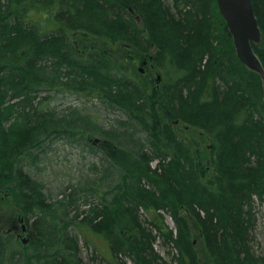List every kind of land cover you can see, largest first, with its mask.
Listing matches in <instances>:
<instances>
[{
	"label": "trees",
	"instance_id": "obj_1",
	"mask_svg": "<svg viewBox=\"0 0 264 264\" xmlns=\"http://www.w3.org/2000/svg\"><path fill=\"white\" fill-rule=\"evenodd\" d=\"M253 4L261 40L252 46L264 66V0ZM30 12L44 14L35 21ZM79 37L98 45L84 55ZM107 46L150 56L166 78L163 92H152L126 61L109 57ZM55 88L106 98L143 126L145 143L120 150L126 158L119 159L116 129L98 127L76 109L57 118L34 106L40 92ZM81 116L89 120L88 135L104 140L102 180L117 167L121 183L119 192H104L113 194L111 201L70 219L76 190L67 203L51 201L19 159L38 163L34 150L54 133L76 137ZM177 121L210 138V170L178 139ZM0 183L26 225L34 219L26 246L33 254L17 252L15 233L0 229V264H16L19 255L26 264H93L68 231L75 224L82 236L87 231L108 243V264H128L122 256L135 264L163 263L158 238L175 248L177 264H264L252 239L254 204L264 202V89L259 74L238 58L217 0H0ZM141 210L151 220L143 222ZM84 239L94 244L87 234Z\"/></svg>",
	"mask_w": 264,
	"mask_h": 264
},
{
	"label": "rangeland",
	"instance_id": "obj_2",
	"mask_svg": "<svg viewBox=\"0 0 264 264\" xmlns=\"http://www.w3.org/2000/svg\"><path fill=\"white\" fill-rule=\"evenodd\" d=\"M37 13L30 12V18L35 21L42 18L44 13ZM96 43L98 42L94 38L85 39L79 37L77 48H79V52L84 53L91 46H97L98 44ZM106 51L109 57L126 61L132 73L138 74L141 79L150 83L152 92H163L166 78L156 68L149 56L125 47L112 48L107 46ZM61 81L66 82L67 79L64 77ZM88 94V91L75 92L63 88L50 89L37 95L34 100V106L44 109L45 112L51 111L55 113L57 118L68 117L72 110L76 109L82 116H88L94 120L98 127H103L106 130L116 129L120 134L117 145V156L120 157L119 159L126 158L121 151L130 149L136 151V146L139 147L140 144L145 143L148 134L140 123L133 120L124 110L112 106L106 98ZM13 102L16 103L17 100ZM82 116L77 120L76 128L78 131L76 137L73 138L65 133H54L47 139L42 149L34 150L35 153L39 154L38 163L31 164L30 159L25 156L19 159L24 172L44 185V191L51 201L64 200L67 203L71 199L70 195L76 190V198L79 200L78 204L69 208L70 219L75 217L77 213L88 210L93 204L101 205V208L104 198H108L111 201L113 194L107 197L104 192L113 188L116 193L118 191L117 186L121 183V174H119L120 170L117 167L111 168L109 176L102 180V177L106 175L104 169L107 168L108 162L103 159V154L98 149L100 150L104 147V140H102L99 133H95L92 136L88 135L90 134L91 126L89 120L87 118L83 119ZM5 126H12V123L8 122ZM173 127L178 139L191 144L197 150L199 159L205 164L206 170H210V160L215 152L210 138L202 131L180 121L175 122ZM89 144L94 145L93 150ZM93 151L98 152L93 153ZM129 162L133 163L130 160ZM152 166H156V162H153ZM6 187H3L0 183V229L4 232L11 231L15 233L19 241L14 247L17 252L33 254V248H26L28 244H24L23 240L29 239L31 224L34 219L30 220L27 226L28 230L24 231L23 226L24 224L26 225V222L16 209L12 197L7 194L6 189L8 187ZM87 198L88 203H86ZM253 212L256 219L255 229L252 233L253 250L256 255L260 256L264 254V202L256 199ZM161 214L164 216L165 223L169 229L176 232V225L172 217L165 211H161ZM149 215L151 214L143 210L140 212V218L143 222L151 220ZM80 216L83 218V215ZM144 225L150 227L148 223H144ZM45 226L48 227L47 224ZM68 231L71 234L78 235L80 252L85 262L108 264L112 260L108 243L103 238L96 237L87 231H83L84 234L82 236L76 224L70 226ZM86 234L92 239L94 244H87L84 239ZM153 234L157 235V232L153 230ZM193 239L200 250L202 246L195 230ZM155 250L163 260V263L157 264H177L175 261L177 251L172 246L163 245L161 238L157 239ZM19 256L14 260L15 263L26 264ZM121 258L126 260L128 264H135L129 257L122 256Z\"/></svg>",
	"mask_w": 264,
	"mask_h": 264
},
{
	"label": "water",
	"instance_id": "obj_3",
	"mask_svg": "<svg viewBox=\"0 0 264 264\" xmlns=\"http://www.w3.org/2000/svg\"><path fill=\"white\" fill-rule=\"evenodd\" d=\"M217 2L220 13L233 36L239 59L250 70L261 76L264 89V67L252 47V43L261 39L253 0H217ZM23 242L26 244L27 240Z\"/></svg>",
	"mask_w": 264,
	"mask_h": 264
},
{
	"label": "clouds",
	"instance_id": "obj_4",
	"mask_svg": "<svg viewBox=\"0 0 264 264\" xmlns=\"http://www.w3.org/2000/svg\"><path fill=\"white\" fill-rule=\"evenodd\" d=\"M46 15V14H45Z\"/></svg>",
	"mask_w": 264,
	"mask_h": 264
}]
</instances>
